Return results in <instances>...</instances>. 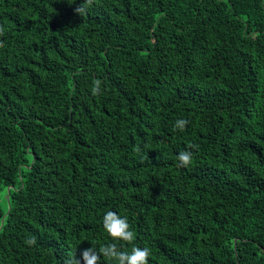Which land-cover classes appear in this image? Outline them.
Returning <instances> with one entry per match:
<instances>
[{
  "label": "trees",
  "instance_id": "16d2710c",
  "mask_svg": "<svg viewBox=\"0 0 264 264\" xmlns=\"http://www.w3.org/2000/svg\"><path fill=\"white\" fill-rule=\"evenodd\" d=\"M85 2L0 0V264H264V0Z\"/></svg>",
  "mask_w": 264,
  "mask_h": 264
},
{
  "label": "clouds",
  "instance_id": "9594fccd",
  "mask_svg": "<svg viewBox=\"0 0 264 264\" xmlns=\"http://www.w3.org/2000/svg\"><path fill=\"white\" fill-rule=\"evenodd\" d=\"M92 2L93 0H86L85 3H82L75 9L76 13L78 15L85 14ZM96 85H99V81H96ZM93 92L95 94V88ZM188 123L189 121L185 119H179L174 123L173 128L174 130L184 131ZM177 159L179 161V166L189 167L193 161V151H181ZM103 227L113 241L132 243L135 240V233L131 230L127 217H121L115 212L108 211L104 214ZM31 243H35V237L31 238ZM101 255L108 260L116 261V264H149L151 252L147 247L140 248L138 246H133L131 252L122 251L117 243H111L101 247L99 251L92 247L91 249H86L82 253L85 264H99ZM66 264H80V262L76 257H70L69 260L66 261Z\"/></svg>",
  "mask_w": 264,
  "mask_h": 264
},
{
  "label": "rangeland",
  "instance_id": "374dc122",
  "mask_svg": "<svg viewBox=\"0 0 264 264\" xmlns=\"http://www.w3.org/2000/svg\"><path fill=\"white\" fill-rule=\"evenodd\" d=\"M4 200L2 199V202H3Z\"/></svg>",
  "mask_w": 264,
  "mask_h": 264
}]
</instances>
